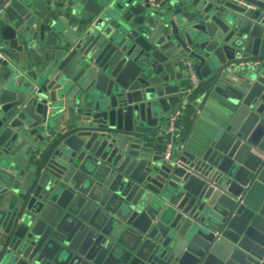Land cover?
I'll use <instances>...</instances> for the list:
<instances>
[{"label":"water","instance_id":"obj_1","mask_svg":"<svg viewBox=\"0 0 264 264\" xmlns=\"http://www.w3.org/2000/svg\"><path fill=\"white\" fill-rule=\"evenodd\" d=\"M0 264H264V0H0Z\"/></svg>","mask_w":264,"mask_h":264},{"label":"crops","instance_id":"obj_2","mask_svg":"<svg viewBox=\"0 0 264 264\" xmlns=\"http://www.w3.org/2000/svg\"><path fill=\"white\" fill-rule=\"evenodd\" d=\"M34 42L35 46L32 47L38 48L39 41L36 39ZM179 84L182 86L185 85L186 95L180 97V101L172 107L171 114L177 109L184 108L186 104H190V112L194 118L191 120V125L187 134L182 135L180 132L175 131V143L181 144L183 149L194 152L196 148L208 143L215 134L217 126H224L226 124L235 107L224 97L214 92H208V85H202L198 92H196L195 95L193 94L194 96L192 95V99L186 98L191 92L189 80L182 79ZM202 95L205 96L201 98ZM169 121L170 119L164 122L167 127ZM45 147L46 143L40 144L39 150L33 152L31 155H38ZM32 166L33 165L30 167Z\"/></svg>","mask_w":264,"mask_h":264},{"label":"built area","instance_id":"obj_3","mask_svg":"<svg viewBox=\"0 0 264 264\" xmlns=\"http://www.w3.org/2000/svg\"><path fill=\"white\" fill-rule=\"evenodd\" d=\"M184 65H185V69L188 73L191 85L195 86L199 81V77L196 73L194 63L190 59H187L184 61ZM181 113H182V109H177L171 114L170 121H169V124L167 127V131H169V132L177 131L178 127L176 125V120Z\"/></svg>","mask_w":264,"mask_h":264},{"label":"trees","instance_id":"obj_4","mask_svg":"<svg viewBox=\"0 0 264 264\" xmlns=\"http://www.w3.org/2000/svg\"><path fill=\"white\" fill-rule=\"evenodd\" d=\"M195 93L193 94L195 95ZM192 95L190 96L189 99L193 98L194 95L193 96ZM190 107H191L190 104H186V106L182 108V113L179 115V117L176 120V125L178 127L177 132H180L182 135H185L188 133L190 125H191V120L194 118L191 115Z\"/></svg>","mask_w":264,"mask_h":264}]
</instances>
